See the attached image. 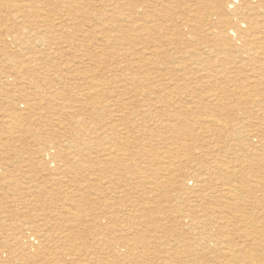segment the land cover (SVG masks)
Here are the masks:
<instances>
[{
  "label": "bare ground",
  "instance_id": "1",
  "mask_svg": "<svg viewBox=\"0 0 264 264\" xmlns=\"http://www.w3.org/2000/svg\"><path fill=\"white\" fill-rule=\"evenodd\" d=\"M136 1V5L125 3L130 4V12L120 18L127 26L133 22L131 27L136 32L133 40L139 46L138 60L135 61L139 64L134 66L137 68L132 66L133 62L132 67L127 65L124 69L134 72L133 75L128 73L129 82L140 89L139 84L145 79L140 77L143 65L151 66L157 70V75L155 79L147 77L146 80L158 81L154 90L160 91L158 94L150 92V95L156 94L151 97L152 103L154 100L160 101L159 104L166 102L169 90L176 91L182 99L185 92L194 98V103L183 105L179 98L175 107L160 108L170 122L161 121L159 127L168 134L173 132L164 140L168 154L153 155L150 144L135 138V133H140L136 120L144 112L136 111L130 116L132 119L128 117L129 111L118 115L119 123L124 126L122 129L112 121L109 123L110 120L106 123L104 111L111 103L105 96L109 93L105 79L96 81L90 78L89 91L84 94L81 84L70 88L63 82L75 72L86 76L87 80L88 70L87 73L60 70L56 79H38L36 73L42 69L31 66L32 70L24 72L22 70L27 66H16L11 55L7 56L14 74L0 79V85L16 88L21 78L22 82L27 80L29 87L19 92V104L15 99L7 101L10 111L5 113L3 120L0 118V129L7 133L8 142L12 133L22 137L17 129L33 137L32 142L24 143L23 151L35 147L33 154L41 160L33 164L29 163L30 159L25 162L21 158L17 165L27 163L30 172L38 169L41 173L44 171V176L38 178L39 181L34 180L30 188L27 182L28 188L23 192L17 186L15 176H11L7 184L0 178V184L25 198L22 207L16 205L15 200L11 201V206L9 199L0 206V264H264V0ZM62 2H67L70 13L84 11L75 0ZM119 2L113 4L115 8L110 18L115 16ZM14 9L17 11V6ZM132 15H135V21ZM28 17L25 14L12 15L7 20L14 23ZM41 18L45 22L49 19L45 14ZM71 25L74 29L69 37L74 36L76 41L81 36L80 26ZM105 29H100L102 42L98 43L113 45L131 36L127 38L126 32L114 35L112 32L117 29L113 27H109L108 34ZM15 37L19 39L18 34ZM98 49L99 55L85 52L91 61L89 72H95L103 65L104 49ZM47 63L52 65L51 61ZM182 85L196 87L189 90ZM3 86H0L2 94L7 92V87ZM138 89L134 91L141 97L145 90ZM129 92L131 96L132 90L124 96ZM101 95L104 96L103 102ZM22 104L23 110L19 107ZM126 105L121 107L124 109ZM156 105L153 106L158 108ZM121 107L118 112H122ZM190 116L195 118L191 123L194 126L190 124ZM195 126L205 140L193 136L195 133L191 127ZM69 128H72L71 133L67 131ZM178 131L180 135L176 136ZM103 134L106 137H102ZM7 147L1 145L0 149L7 151ZM126 148H132L133 159L131 156L127 159L130 162L124 159ZM226 156L228 161L225 159L224 163L223 157ZM136 157H144L151 163L156 160L157 165L147 164L141 168L140 163L135 162ZM47 158L50 162L43 166V159ZM106 167L112 169L109 176L102 173ZM152 167L153 176L150 178L148 169ZM95 174L101 178L94 185L92 177ZM137 174H140L135 177L137 182L122 185L128 175ZM104 179L111 186L101 189ZM148 180L152 186L144 188L142 182L149 184ZM1 200L3 202L4 198ZM52 208L56 212L54 215ZM151 208L157 209L158 215L155 216ZM99 210L102 214L98 213ZM38 211L42 214L35 217ZM23 215L29 226L17 223L16 218ZM165 221L169 223V232L161 230ZM116 222H120L119 229L112 227ZM82 226L97 228L90 237L92 241L86 244L79 243L83 238ZM133 227L139 231L131 233ZM150 229H153L151 234ZM163 241L165 248L156 251L158 254L152 251L156 244L163 245ZM159 254L162 255L158 257Z\"/></svg>",
  "mask_w": 264,
  "mask_h": 264
},
{
  "label": "rangeland",
  "instance_id": "2",
  "mask_svg": "<svg viewBox=\"0 0 264 264\" xmlns=\"http://www.w3.org/2000/svg\"><path fill=\"white\" fill-rule=\"evenodd\" d=\"M0 22L2 21H6L5 23L2 22V24L0 25V79H3L5 76H8V74L10 75H13L14 72H12V68H11V65L12 63L8 60V57L9 55H11V59L14 61L15 65H19L21 64V67H26V69L22 70V71H26L27 70H32V67L31 66H35L37 67L38 69H42V70H38V72L36 73L37 74V78L38 77H41V78H44V79H56V77L59 75V72L60 70H63V72H66V71H70V70H80L81 72H84V73H87L85 71L88 70V73L89 74V79L85 80L87 77L86 76H83V75H79L77 72L73 73L72 75L69 76L68 80L67 81H64L63 83H65L68 87L72 88V87H75L76 85L78 84H81L82 85V90H83V93L86 94L88 93L89 91V83L91 81L90 78L92 79H95L96 81H103L104 79L107 81V86H106V89L109 91L108 94H106L105 96H107V102L109 101V104L111 103V105H108L106 107V111H104V119H106V123H109L112 121V123H115L116 125H119V128L122 129V124L119 123V117L118 115H125L126 113H128V117L129 119H132V117L130 116H133L132 114L133 113H142L144 112L145 114L143 116H141L138 120L137 118V122L139 123V127L140 129H138V131L140 130V133L136 134L133 131V134L135 133V138L138 139V141L140 142H145L147 144H150L151 145V148H149L151 150V154L153 155H158V153H166L168 154L169 150H168V146L166 145V143L164 142V140L167 138L166 135H172L173 132H170L168 134V132L166 133L164 131V129L161 130V128L159 127L161 121H164V122H170L169 120H167V118L165 116H163V111H161V109H169L170 105L171 106H174L175 103L182 99L180 98L179 96H177V92L176 91H172V90H169L171 92H167L169 93V99L166 98L167 100H164L166 102H163L161 104L160 101H156L154 100L152 103L150 100L152 99L151 97L155 96L156 94H158V92L160 93V91H155L154 88L156 87V84H158L156 81H152L151 79H149L150 81L152 82H149V80H146L147 77L148 78H153L155 79V76L157 75V70L155 68H152L151 66H148V67H145L146 65H143V64H140L141 66L143 65L144 68L141 70L142 72H140V77L141 78H145L144 79V83L142 84H139V87L140 89H138L136 87V84L135 83H131L129 82V74H134V72H132L131 70H125L124 69L127 67V65L129 67H134L136 64H139L135 61L138 60V57H136V53L138 52V49H139V46L137 44V41L136 40H133L135 38V35L136 32H134V29L133 25V22L131 21V23L129 24V26H127L128 24H125V23H121V20L120 18H122V16L125 15V13H129L130 11L128 10V7H130V4H133L136 5L138 2L136 0H75V2H78V4L80 5V7H83L84 11H81V13H70L68 10H67V2H62V0L60 2H54L52 0H36V1H29L27 0H0ZM10 1V2H8ZM29 1V2H28ZM121 1V2H119ZM128 1V2H126ZM132 1V2H130ZM4 2H7V3H4ZM16 4H15V3ZM22 2V3H21ZM50 2V3H48ZM116 2H119V5L117 6L118 10L116 11V14H114L115 18H110V14L112 13V9L115 5ZM136 2V3H135ZM2 3V4H1ZM20 3V4H19ZM26 3V4H25ZM28 3L30 4L28 6ZM52 3V4H51ZM66 3V4H65ZM125 3H130L129 5L125 4ZM25 5V6H24ZM42 5V6H41ZM83 5V6H82ZM92 8H91V6ZM5 6V7H4ZM9 6V7H8ZM17 6V11L14 9V7ZM22 9H21V7ZM85 6V7H84ZM89 6V7H88ZM110 6V7H109ZM5 9H4V8ZM25 7V8H24ZM87 8V9H86ZM88 8H89V12H88ZM115 8V7H114ZM2 9V10H1ZM38 9V10H37ZM93 9V10H92ZM33 10V12H32ZM40 10V11H39ZM21 11V12H20ZM34 11H36V13H34ZM42 11V12H41ZM67 11V12H66ZM93 11V12H92ZM6 12V14H5ZM26 12V13H25ZM98 12V13H97ZM119 12V13H118ZM83 13V15H82ZM96 13V14H95ZM121 13V14H120ZM123 13V14H122ZM4 14V15H3ZM10 15V17H7V15ZM23 14L25 15H29L28 18L26 19H23V18H20L18 22H11L9 20H7V18H12V15L16 16V15H20L22 16ZM39 14V15H38ZM45 14V18H49L47 19V21L45 22L43 20V18H41V15L42 17L44 16ZM78 15V16H77ZM80 15H82V17H80ZM6 16V17H5ZM36 16H39L40 18H37ZM61 16V17H60ZM69 16V17H68ZM87 16V17H86ZM121 16V17H120ZM133 16V19L135 21V15H132ZM78 17V18H77ZM2 18V19H1ZM62 18V19H61ZM76 18V19H75ZM42 19V20H41ZM89 19V21H88ZM115 19V20H114ZM132 19V20H133ZM63 20H66V21H63ZM94 20V21H93ZM101 20V21H100ZM120 20V21H119ZM34 21V22H33ZM44 21V23L42 22ZM68 21V22H67ZM71 21V22H69ZM78 21V22H77ZM87 21V22H86ZM82 22V24H80ZM117 22L120 24H117ZM123 22V21H122ZM8 23V24H7ZM51 23V24H50ZM72 23L74 24H77V26L79 27V29L81 30V36L79 41L77 37V40L74 41L73 39H75L74 36L72 37H69L71 35V32L72 30L74 29L73 26L71 25ZM87 23H90V24H87ZM116 23V24H115ZM95 24H96V27H95ZM4 25V26H3ZM123 25V26H122ZM52 26H54V28H52ZM92 26V27H91ZM117 26V27H115ZM68 29H67V28ZM87 27V28H86ZM94 27V28H93ZM99 27V28H98ZM109 27H113L114 30L116 31H113L112 34L115 35V33L118 35V34H126L127 38L130 36L129 39H127L126 41H122V42H117L113 45H109L107 43L103 44V43H98V42H102L101 41V38H102V33L100 32V29L103 28V30L106 28L107 31H105V33H108V29ZM131 27V29H130ZM70 28V29H69ZM82 28V29H81ZM122 30H121V29ZM20 29V30H19ZM105 29V30H106ZM126 29V30H124ZM9 31L10 34H8L9 32L5 33L6 31ZM14 30H16L15 33ZM66 30V31H65ZM118 30H120L121 32H117ZM21 31V32H20ZM86 31V32H85ZM95 31V33H94ZM129 31V32H128ZM90 32V33H89ZM96 32L98 34H96ZM126 32V33H125ZM64 33V34H63ZM83 33V35H82ZM130 33H133V34H130ZM18 34V38L19 39H15L16 35ZM109 34V33H108ZM106 34V35H108ZM15 35V36H14ZM28 35V36H27ZM100 35V36H99ZM89 36V37H88ZM51 37L54 38L53 41H51ZM134 37V38H133ZM25 38V39H24ZM97 38V39H96ZM132 38V39H131ZM131 39V40H130ZM68 40V41H66ZM71 40V41H70ZM85 40V41H84ZM95 42H94V41ZM19 41V42H18ZM74 41V42H73ZM91 43H88L90 42ZM77 42V43H75ZM79 42V43H78ZM50 43V44H49ZM88 43V44H87ZM98 43V44H96ZM119 43V44H118ZM74 44V45H73ZM78 44V46H77ZM85 44H86V47H85ZM100 44V45H99ZM121 44V45H120ZM123 44V45H122ZM137 44V46H136ZM18 45V46H17ZM97 47H95V46ZM109 45V46H108ZM133 45V46H132ZM77 46V47H76ZM93 46V47H92ZM115 46V47H114ZM123 46V47H122ZM125 46V48H124ZM85 47V48H84ZM102 48L103 50V55H104V59L101 60V63H103L102 66H99L95 69V72H89V66H91V61H89V55L88 53L90 54H95L97 55L98 53L100 54V49L98 48ZM113 47V48H112ZM117 47V48H116ZM121 48V49H118ZM136 47V48H134ZM18 48V49H17ZM37 48V49H36ZM123 48V50H122ZM132 48V49H131ZM107 49V50H106ZM116 49V50H115ZM129 49V50H128ZM83 50V51H82ZM90 50V51H89ZM106 50V51H105ZM109 50V51H108ZM114 50V51H112ZM121 50V51H120ZM95 51V52H93ZM118 51V52H117ZM87 55H86V53ZM98 52V53H97ZM107 52V53H106ZM112 52V53H111ZM122 54H121V53ZM125 52V53H124ZM130 52V53H129ZM15 53V54H14ZM110 53V54H108ZM98 54V55H99ZM130 54V55H129ZM129 55V56H128ZM134 55V56H133ZM110 56V57H109ZM116 56V57H115ZM108 57V58H107ZM123 59H121V58ZM126 59H125V58ZM118 58V59H117ZM131 58V60H130ZM107 59V60H106ZM129 59V60H128ZM132 59H135V60H132ZM7 60V61H6ZM88 60V61H87ZM9 61V62H8ZM47 61H51L52 62V65H49L48 63L46 64ZM105 61V62H104ZM110 61V62H109ZM120 61V63H119ZM129 61V62H128ZM115 62V63H114ZM134 62V64H133ZM11 63V64H10ZM110 63V64H109ZM118 63V65H117ZM123 63V65H122ZM133 65H132V64ZM136 63V64H135ZM105 64V65H104ZM130 64V65H129ZM113 65V66H112ZM125 65V66H124ZM132 65V66H131ZM9 66V67H8ZM106 66V68H105ZM124 66V67H123ZM42 67V68H41ZM102 67V68H101ZM113 67V68H111ZM118 67V68H117ZM109 68V69H108ZM135 69L137 67H134ZM6 69V70H5ZM9 69V70H8ZM11 69V70H10ZM117 69V70H116ZM119 69V70H118ZM121 69V70H120ZM149 69V71H148ZM150 69H153V70H150ZM4 70V71H3ZM101 70H104V71H101ZM123 70V71H122ZM79 71V72H80ZM112 71V72H111ZM127 71V72H126ZM131 71V72H130ZM97 72V73H96ZM104 72V73H103ZM108 72V73H106ZM125 72V73H124ZM42 73V75L40 74ZM91 73V74H90ZM95 73V74H94ZM103 73V75H102ZM118 73V74H117ZM143 73V74H142ZM149 73V74H148ZM107 74V75H106ZM17 75V74H15ZM117 75V76H116ZM125 75V76H124ZM147 75V76H146ZM91 76V77H90ZM94 76V77H93ZM104 76V77H103ZM124 76V77H123ZM144 76V77H143ZM36 77V76H34ZM53 77V78H52ZM74 77V78H73ZM98 77L101 78L98 80ZM109 77V78H108ZM126 77V78H125ZM128 77V79H127ZM28 78V77H27ZM83 78V79H82ZM97 78V79H96ZM108 80H107V79ZM39 79V78H38ZM122 80V83L120 82ZM124 80V82H123ZM146 80V81H145ZM27 80H24L23 79V82L21 80V78L17 81L16 84H20L22 87H20V85L18 87H12V86H3V85H0V86H3L4 88L7 89V92L9 94H7V92H5L4 94L0 93V118L3 120L4 117H5V113H9V105L7 106V101H11L13 99H15L16 104H19L20 103V98L18 97L19 95V92L21 91L22 88H27L29 87L28 85V82H26ZM80 81V82H79ZM95 81V82H96ZM119 81V82H118ZM20 82V83H19ZM71 82V83H70ZM75 82V83H74ZM79 82V83H78ZM155 82V83H154ZM160 82V81H159ZM58 83V82H56ZM99 83V82H97ZM96 83V84H97ZM150 83V84H149ZM23 84H25V86H23ZM70 84V85H69ZM74 84V85H73ZM155 84V85H154ZM28 85V86H27ZM123 85V86H122ZM153 85V86H152ZM57 87H60L59 84L56 85ZM121 86V87H120ZM127 86V87H125ZM149 86V87H148ZM152 86V87H150ZM195 85H186V86H183L182 87L184 89H193L195 88L194 87ZM125 87V89H124ZM132 89H131V88ZM121 88V89H120ZM148 88V89H147ZM151 88V89H150ZM1 89V88H0ZM12 89V90H11ZM140 91V90H145L143 91L144 93L141 94V97L139 96V94L135 93L134 90L137 91ZM199 90H205V88H202V87H198ZM11 90V91H10ZM132 90V94L130 96V92H129V95L127 96H124V94L127 92V91H131ZM189 90H186V91H189ZM123 91V93L121 94V92ZM134 91V92H133ZM12 92V93H11ZM74 92L76 93V89L74 90ZM150 92H154L156 94L154 95H150ZM15 93H17V95H15ZM186 94H184L183 96V99L180 101V104H190V103H194L193 102V97H188V94H190L189 92H185ZM146 94V95H144ZM152 94V93H151ZM173 94V95H172ZM5 96V97H4ZM12 98H11V97ZM130 96V97H129ZM137 96V97H136ZM174 96V97H173ZM17 97V98H16ZM114 97V98H113ZM118 97V98H117ZM133 99H132V98ZM143 97V98H142ZM145 97V99H144ZM131 98V99H129ZM173 98V99H172ZM177 98V99H176ZM180 98V99H179ZM188 98V99H187ZM192 98V99H191ZM8 99V100H7ZM11 99V100H9ZM191 99V100H190ZM5 100V101H4ZM18 100V101H17ZM101 100L103 102L104 100V96L101 95ZM118 100V101H117ZM133 100V101H131ZM137 100V102H136ZM190 102H189V101ZM121 101H123L121 103ZM143 101V102H141ZM146 101H149L148 104H145L147 103ZM172 101V102H171ZM4 102V103H2ZM134 102V103H132ZM141 102V103H140ZM186 102V103H185ZM119 103V104H118ZM127 103V105L125 106L126 108H122L121 106H124V104ZM130 103V104H129ZM136 103V104H135ZM143 103V104H142ZM104 104V103H103ZM117 104V105H116ZM150 104V105H149ZM157 104V105H156ZM169 104V106H168ZM134 107H130V106ZM138 105V106H137ZM153 105H156L158 108H156L155 106ZM24 104L22 105H19L20 109L22 108V110L24 109ZM167 106V107H166ZM9 107V109H8ZM119 107H121L123 110L122 112H118L119 110ZM153 107V108H152ZM155 107V110L153 111ZM175 107V106H174ZM141 108V109H140ZM144 108V109H143ZM161 108V109H160ZM110 109V110H109ZM131 111H130V110ZM133 109V110H132ZM157 109V110H156ZM125 110V111H124ZM153 112H152V111ZM159 110V111H158ZM197 111V110H196ZM124 112V113H123ZM147 112V113H146ZM200 112V111H199ZM112 113V114H111ZM153 114V115H152ZM4 116V117H3ZM162 116V117H161ZM197 116H200L199 113H197ZM109 117V118H108ZM108 118V119H107ZM114 118V119H113ZM116 118V119H115ZM166 118V119H165ZM151 119V120H150ZM189 119L191 120L190 121V124L191 123H194L193 121H195V118L194 116H190ZM0 120V122L2 121ZM116 120V121H115ZM160 120V121H159ZM114 121V122H113ZM201 122H203V120H201ZM257 122V120H256ZM124 124V123H123ZM192 126H194V124H191ZM149 127V128H148ZM74 128V127H73ZM197 128V126L195 127H191V129L194 130V137L196 135V139H204L203 135L201 136L200 135V130L197 128V130L195 129ZM33 129V127H32ZM131 128H129L128 130H130ZM72 128H69L67 131L68 133H71L72 131ZM74 130V129H73ZM156 130V131H155ZM161 130V131H159ZM16 131H19L22 133V137H18L15 133H12L10 134V138L11 140L8 142L7 140V133L4 132L3 128L0 129V135H5V138H2V136H0V140L4 141L2 143V141H0V146L1 145H7L8 147L6 148L7 151H2L0 149V178L3 179V183L4 184H7L8 182V179L10 180L11 176H15L16 179L18 180L17 182L19 183L17 186H19V188L21 189V191L23 192L24 190L26 191V188H29L32 187L34 185V180L36 181H39L38 178L44 176V171H41L38 170V169H34V171L30 172V167L28 168L27 163H24L22 165H17V161H20L19 159H24L25 162H28L29 163H33V164H38L39 161L41 160L40 157H37L35 156L33 153H34V150H35V147H30L29 151L28 152H24L23 151V146H24V143L27 141V142H32L33 141V137L31 136H27L23 130H19L17 129ZM142 131V133H141ZM149 133H148V132ZM33 132V131H32ZM125 132V131H123ZM181 132V131H180ZM5 133V134H4ZM100 134H102L101 132H99ZM154 133V134H153ZM35 135V133H33ZM157 134V135H156ZM163 134V135H162ZM165 134V135H164ZM176 136H179L180 133L178 131V133H175ZM147 136V137H146ZM156 136V137H155ZM163 136V137H161ZM199 136H201L199 138ZM4 137V136H3ZM102 137H106L105 134L102 135ZM140 137V138H139ZM203 137V138H202ZM22 138H26L25 140H22ZM142 138V139H141ZM162 138V139H161ZM143 140V141H142ZM205 140V139H204ZM147 141V142H146ZM154 141V142H153ZM202 141V140H201ZM6 142V143H5ZM5 143V144H4ZM165 144V145H164ZM156 146V147H155ZM9 149V150H8ZM131 150V151H129ZM165 151V152H164ZM132 152V148H129V149H125L124 153L126 154V157H124L125 161L128 162L129 160H127L130 156L131 158L130 159H133V153ZM130 154V155H129ZM132 154V155H131ZM137 158V157H136ZM158 158V157H156ZM161 158V156H160ZM160 158H159V161H160ZM21 159V160H22ZM155 159V158H154ZM228 161V158L227 156L226 157H223V161L224 163H226V160ZM45 162H44V161ZM43 166L46 165V162H50L47 158L46 159H43ZM158 161V162H159ZM130 162V161H129ZM135 162L139 165H141V168H145V166L147 164H154L157 165V161L156 160H153V162L151 163V161H147L144 157H138ZM28 163V164H29ZM15 164V165H14ZM145 165V166H144ZM229 165V164H227ZM22 166V167H21ZM31 166V164H30ZM162 166V164H161ZM24 167H27V168H24ZM153 168L152 169H148V174H149V177L151 178L153 175H151V173L153 174ZM43 170V169H42ZM102 173L103 175L105 176H109V173L112 171V169H108L107 170V167L106 168H103L102 169ZM12 171V172H11ZM9 172V173H8ZM188 171L186 170L185 171V174L187 173ZM16 174V175H14ZM4 175V176H3ZM9 175V176H7ZM140 174H137V175H128L127 176V179L124 180L122 182V185L123 184H130V183H133V182H137V178L135 177H139ZM6 176V177H5ZM8 177V178H7ZM29 177H32V180L31 178ZM95 177V179H94ZM92 177V182L94 183H97V179L99 180L101 177L98 176V174H95V176ZM6 178V179H4ZM37 178V179H36ZM29 179V180H28ZM143 179V177H141V180ZM31 180V181H30ZM128 181V182H127ZM139 181V180H138ZM23 182V183H22ZM31 185H29L28 183ZM33 182V183H31ZM149 184L148 183H143V187H147V186H152L150 184L151 180H148ZM191 183V182H190ZM24 184V185H23ZM28 184V186H27ZM33 184V185H32ZM100 183H98V186H99ZM192 184V183H191ZM103 185V186H102ZM146 185V186H145ZM21 186V187H20ZM102 188L105 187H108V186H111V184L109 183V181L107 179H104L102 180V184H101ZM23 187V188H22ZM4 188V189H3ZM14 190H15V186H13ZM25 188V189H24ZM98 188V187H97ZM142 188V187H141ZM192 188V187H191ZM23 189V190H22ZM0 200L2 198H4V201L2 202V200L0 201V206L3 205V203L5 204L6 201L8 200L9 201V204L12 206L13 204H11V201H14L16 202L19 207H22V205L24 204V201L23 199L24 196H21L19 195L18 193H16V191H13V189L8 190L5 185H2L0 184ZM93 197H95V195L93 194ZM6 198V199H5ZM18 198V199H17ZM33 199V197H31ZM22 199V200H21ZM247 200L249 201H253V199H250V198H247ZM18 201V202H17ZM166 204V203H164ZM8 206V205H7ZM151 206H154L151 205ZM4 209V208H3ZM152 210H154V215H158V212H157V209L155 208H151ZM39 212V213H38ZM35 213V217L36 216H40L42 214L41 211H38ZM100 212V214H102V211L99 210L98 213ZM51 213L54 215L56 212H54V208L51 209ZM17 220H19L17 223H25L26 226H29L27 225V221H26V218L24 217V215L20 218H16ZM35 222H39L37 219L35 220ZM118 223V224H117ZM40 224V227L42 226L41 223L39 222ZM117 224V225H116ZM119 224L120 222H116L115 224H113V228L115 229H119ZM123 226L125 224H122ZM129 225V224H128ZM164 228L161 229V230H166L167 232L170 231V227H169V223L167 221L164 222ZM87 227V228H86ZM82 226L81 227V230H83V234H82V239L79 243L81 242H84L85 244L89 241L91 242L92 241V237L95 232L97 231L96 229L97 228H92L91 226ZM151 228L152 225H151ZM91 229V230H90ZM95 229V230H94ZM132 229V230H131ZM130 229V232L133 233L135 231H139L137 227H133ZM168 229V230H167ZM87 230H90V231H87ZM148 230L145 231L146 235L148 234L147 233ZM151 231V232H150ZM148 232H150V234L153 232V229H150ZM167 232H164V233H167ZM163 234V233H162ZM84 235V236H83ZM87 235V236H86ZM87 238H86V237ZM91 237V238H90ZM91 240V241H90ZM168 243V242H167ZM160 246V247H158ZM165 244H164V241H163V245H159V244H156L153 248H152V251H159V249L161 250L162 248H165L164 247ZM156 249V250H155ZM156 252V253H157ZM158 254V253H157ZM160 255L162 254H159L157 255L158 257H160Z\"/></svg>",
  "mask_w": 264,
  "mask_h": 264
}]
</instances>
